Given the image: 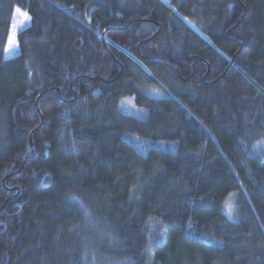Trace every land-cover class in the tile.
Instances as JSON below:
<instances>
[{
	"label": "trees",
	"instance_id": "1",
	"mask_svg": "<svg viewBox=\"0 0 264 264\" xmlns=\"http://www.w3.org/2000/svg\"><path fill=\"white\" fill-rule=\"evenodd\" d=\"M0 264H264V0H0Z\"/></svg>",
	"mask_w": 264,
	"mask_h": 264
},
{
	"label": "rangeland",
	"instance_id": "2",
	"mask_svg": "<svg viewBox=\"0 0 264 264\" xmlns=\"http://www.w3.org/2000/svg\"><path fill=\"white\" fill-rule=\"evenodd\" d=\"M16 9L17 7H15L13 10H12V14H11V25H10V28H9V31H8V37H7V41H6V44H5V48H4V57L6 59L8 58H11L13 57L14 55L17 54V51H18V46H17V33L22 30L23 28H25L28 24H29V17L27 20H22V18H20L17 13H16ZM21 10V9H20ZM21 12H23L21 10ZM24 13V12H23ZM28 16V15H27ZM15 18V19H14ZM16 24V28L15 30H13V24ZM10 37L12 38V40H14V44H10L9 43V39ZM149 95L151 96H161V94H158V93H151V92H148ZM123 111L127 112V113H131V114H136V110L135 108L131 107V108H126V109H123ZM137 116V115H135Z\"/></svg>",
	"mask_w": 264,
	"mask_h": 264
},
{
	"label": "snow or ice",
	"instance_id": "3",
	"mask_svg": "<svg viewBox=\"0 0 264 264\" xmlns=\"http://www.w3.org/2000/svg\"><path fill=\"white\" fill-rule=\"evenodd\" d=\"M16 13H17V15H18L20 18H22V20H27V19H28L27 13H23V12H21V10H20L19 8L16 9ZM14 19H15V18H14ZM15 28H16V24L14 23V24H13V30H15ZM9 43H10V44H14V40H12L11 37H10V39H9Z\"/></svg>",
	"mask_w": 264,
	"mask_h": 264
}]
</instances>
